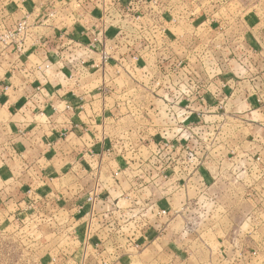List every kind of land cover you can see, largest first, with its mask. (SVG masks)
I'll return each instance as SVG.
<instances>
[{"label":"crops","instance_id":"obj_1","mask_svg":"<svg viewBox=\"0 0 264 264\" xmlns=\"http://www.w3.org/2000/svg\"><path fill=\"white\" fill-rule=\"evenodd\" d=\"M40 1L0 0V28L12 26L25 15H36ZM48 1L55 12L50 23L33 25L21 52L7 47L0 53V226L16 230L24 211L33 210L38 224L43 219L65 218L74 224L70 228L64 226V231L78 234L81 239L89 227L92 233L102 235L104 246L108 243L113 247L105 236L111 235L114 241V237L121 235L117 228L121 220L117 216L123 210L109 211L115 216L110 227L93 229L95 216L105 214L93 210L90 213L88 198L95 190L96 203L103 193L121 189L112 197V204H126L127 217L133 222L137 217L149 218V225L134 229V241H144L140 253L149 250L148 254L153 251L159 257L162 255L158 264H230V260L218 256L225 251V237L214 234L222 233L216 225L230 216L227 204H239L240 209L249 203L244 180L239 178L235 185L228 180L236 171L242 177L237 165L244 163L240 158L231 168L232 155L241 153L237 140H242L239 133L233 132V124L248 131L264 124L263 102L259 105L255 98H250L255 89L264 94L260 73L263 68L252 66L247 60L238 70L233 69L231 63L237 62L232 48L237 41L217 40L206 33L203 22L191 18L192 7L185 0H177L161 8L177 13L175 22L169 21L166 14L160 16L171 39L164 47L153 48L136 40V28L121 21L105 32V46L112 57L105 71L76 70L66 58L86 56L88 61L99 62V34H94L97 31L93 29L99 24V12L89 8L78 10L77 0ZM88 12L90 15L83 20H75L78 13ZM94 38L98 40L94 48H85L84 44ZM127 45L139 48L137 65L126 61L131 55ZM60 55L64 56L62 62ZM173 59L182 61L183 71H191L208 83L203 103L195 98L188 105L180 104L174 99L177 93L170 82L159 87L151 84L152 76L167 79L164 74ZM221 78L225 83H218ZM103 82L109 87L106 96L98 90ZM232 90L238 97L222 94ZM218 103L222 104L221 109L216 107ZM202 105H207L209 111L197 120L195 114ZM253 116L261 122L253 123ZM249 124L253 126L249 128ZM165 141L172 145L165 147ZM187 150L199 158L196 165L187 163ZM136 167L147 172V184L134 191L133 181L120 176ZM155 172L159 178L154 177ZM200 174L205 183H201ZM200 185H204L203 189ZM258 186L257 182L252 187ZM188 187L196 190L191 197L184 194ZM204 189L213 193L205 194ZM202 199L209 204H226L225 210L210 215L216 225L208 227V233L213 234L217 246L204 242L195 233L176 228L182 218V204ZM31 204L34 209H30ZM136 205H145L146 209L140 213ZM163 209L165 216L160 215ZM245 214H238L237 219L242 221ZM192 236L196 238L191 239ZM89 244L95 247L91 240L79 245V249L84 248L79 262L100 264L87 252ZM201 247L209 253L207 258L199 255ZM70 248L79 251L75 246ZM127 255L131 264L136 255L133 251ZM121 263L127 264L122 260L115 264ZM148 264H157V257Z\"/></svg>","mask_w":264,"mask_h":264},{"label":"rangeland","instance_id":"obj_2","mask_svg":"<svg viewBox=\"0 0 264 264\" xmlns=\"http://www.w3.org/2000/svg\"><path fill=\"white\" fill-rule=\"evenodd\" d=\"M185 1L192 7L191 12L193 14L191 18H194V22H203V25L208 29L206 33H209V35H212L217 40L227 42L232 40L237 41V46L235 45L234 48H232L235 54L233 59L237 62V64L231 63L233 69L237 67L236 70H238V67L240 65L243 66L248 60V64L263 68L260 73H263L264 78V0ZM172 2H177V0H172ZM161 13H168L170 19H175L177 15L175 11ZM245 55H248L247 59ZM206 61L207 60H205V65L208 66V62ZM215 66L217 68V65ZM236 79H238L237 76ZM222 82L224 81H222L221 78L218 83L221 84ZM251 93L253 94L254 92ZM222 94H228V96L232 95L233 98L236 96L238 97L237 93L234 95V90L230 93H226V91L224 93L223 91ZM250 98H255L259 105H261L262 102L264 104L263 91H257L255 89V94ZM252 118L254 120L253 123L255 121L261 122V120L257 119L255 116ZM248 126L250 128V126L253 125L249 124ZM252 128L248 131L241 126L233 124V132L239 133L242 136L241 143L240 140H237V145H239L237 148H241V153L237 151L238 153L235 155L234 162H237L239 159L238 155H240L242 159L245 158L247 167L246 170L242 171V177L239 176V171H236L232 173L228 179L232 181L234 185L237 184L239 178L244 180L247 185L246 194L249 197V203L246 205L247 207L244 205L240 210L239 204H227L230 208L229 211H231L230 216L221 222L217 220L219 223L216 225L213 217L211 218L210 215H212L214 211L220 212L225 210L223 206L226 204H209L208 201L203 199L198 203L185 202L180 208L182 218L177 221L178 225H176L177 229L182 228L183 231L188 234L195 233L197 236L199 235V239L207 243L216 244V246L218 242H215L213 234L208 233V227L211 228L212 225L220 226L222 233L214 235H216V237L224 236L226 241H224L225 251L219 252L217 250V252H219L218 256L230 260V264H264V124H257V127L253 126ZM234 141L232 144L233 149L235 147ZM256 157L259 159L256 160ZM146 173L147 172L143 169L136 167L135 169L125 172L120 178L133 181L132 183L135 185L134 191L138 189L142 190L144 185L147 184L144 181L146 180ZM150 175L153 174L151 173ZM154 177L159 178V175L155 172ZM188 177H190V175ZM201 177V183H205V177L202 175ZM257 182L259 186L254 189L252 186ZM123 185L126 186V184ZM203 186L204 185H200V189H203ZM126 188L127 187L123 189L126 190ZM146 189H149V187ZM120 191L121 189H115L114 192L110 191L103 193L104 196L99 198V202L95 203L98 193L92 190V200L89 201L90 205L87 207L90 213L93 210L94 212L99 211V214H105V216H95L91 224L93 229L94 227H106V225L110 227V220L115 216L109 213V211L118 208L123 210L119 213V216H117L119 220H121L117 226L120 230L118 232H120L121 235H119L118 239L117 236L114 237V241L110 239L111 235L105 236L106 239H109L108 241L113 242L114 246H118V249L113 248L108 243L104 246L101 242L102 235L99 236L98 234H94L95 232L92 233L90 229L89 234L87 233L88 230L85 236H83L82 233L81 239L78 234H70V231H64V226L70 228L74 224V222H72L73 224H69V220L65 218L43 219L39 220L38 224L35 220L37 215H34V211L26 210L21 220L18 221L16 230H8L0 226V264H81L78 258L82 257L84 248H79L82 242L86 243L88 240H91V242L93 241L95 250L92 245H90L92 243H90L89 246H87V248L89 247L87 252H91V256H94L96 260L98 259L97 262L101 261L100 257H106L107 255L111 256V254H113L112 257L114 259L122 260V262L128 264L129 259L127 252L133 251L136 256H132L130 260L131 264H148L152 262V259L155 260L156 257L158 264L160 257H163L162 255L159 257L157 254L155 255L152 253L153 251L148 254L149 250L140 253L143 250V240L138 242L139 247L136 249H128L127 242H136L134 241V237L135 234L137 236V233L134 229H138L140 225H149L147 222L149 218L142 216L140 219L137 217L136 222L129 220L126 212L127 207H124L126 204L121 203L118 207L112 204L111 201L112 197L119 194ZM149 191L151 194H154L153 189ZM194 191L196 190L192 187H188L184 189V194H188L191 197ZM204 192L205 194L213 193L211 190L208 191L207 189H204ZM136 208L140 213L144 212V209H146L145 205H136ZM243 212L246 213L245 218L240 221L237 219V215L242 214L241 217H244ZM139 215L140 214H136V216ZM163 220L167 222L164 218ZM101 224H103V226ZM139 237L140 236H138V238ZM194 237L196 238V236H192L191 239ZM70 246H75L79 251H73ZM201 249H198L200 252L199 255L202 258H207L209 253L202 247ZM103 251L105 252L103 253ZM73 256L75 257L73 258ZM87 256L90 257L89 253ZM87 264L92 263L87 262Z\"/></svg>","mask_w":264,"mask_h":264},{"label":"built area","instance_id":"obj_3","mask_svg":"<svg viewBox=\"0 0 264 264\" xmlns=\"http://www.w3.org/2000/svg\"><path fill=\"white\" fill-rule=\"evenodd\" d=\"M40 2L41 3H39L38 5V11L36 15H33L31 17L25 15L16 20L12 24V26L8 28H0V53L5 52L7 47H12L13 50L21 52L24 49L25 43L29 38L30 28L33 25L50 23V20L53 18L55 12L49 7L48 0H41ZM168 2L173 3L172 0H77L78 10H80V8L81 10H86L89 8L97 9L99 12L98 16L96 17L99 24H97L96 26L94 25L93 29L97 31L94 34H99L100 48L98 52L100 59L99 62H92L88 61L89 59H87L86 56L76 57L72 55L68 59L66 58V60L69 62L71 67L76 70L85 71L90 70V68H96L97 70L100 69L104 72L106 67L109 65L110 59H112L110 52L106 49L105 46L106 41L108 40L105 32L109 27H113L114 25L116 26L121 21H125L132 27L136 28L137 33L133 32L134 35H136V40L143 41L147 46L152 45L153 48L158 45H162L164 47L165 43H169L171 39L167 36V28L164 23L160 20V16L166 14L169 21L171 20V22H175V19L169 18L168 13H161L165 11L161 8L165 6ZM168 11L175 10L169 8ZM87 15H90V12H88V14L78 13L75 17V20H83ZM173 35L175 36V34ZM95 41L98 40L94 38V40L84 44L85 48H94ZM127 47V52L129 54L131 53V55L130 57L125 58L127 59L126 61H128V64L131 63L133 65H137L140 56L138 50L139 48L135 47L134 45H127ZM59 60L62 62L64 60V56L60 55ZM181 63L182 61L179 62L178 60L173 59V61L170 63L171 68L168 72L164 74L167 79L165 78L163 80V78L160 79L155 76H152V78L150 79L151 84L155 87H159L161 83L169 84L170 82L173 91L175 92V94L177 93V98L174 99L179 101L180 104L186 103V105H188L189 103L187 102L190 99L192 100L195 98L201 103H203L204 100H206L205 95L207 96L206 92L208 83L204 82L198 77H195L191 71H183ZM45 67L48 68L49 66L46 65ZM98 90L102 96H106L108 95L109 87L105 82H103L99 85ZM212 99L215 100L214 98ZM216 107L218 109H221L222 104L218 103ZM208 111L209 107L207 105H202L199 112H196L195 118L197 120H202L203 115ZM180 123H182V121H180ZM217 130L218 128L217 126H215V131ZM188 138L189 136H187L185 140H187ZM171 145L172 143L170 141L169 143L168 141L164 142L165 147ZM184 148L188 149V146H186L185 144ZM238 157L239 159H242L240 155H238ZM186 158L187 163L190 165H196L197 161H199V158H197L193 151L190 150H187ZM258 159L259 158L256 157V160ZM242 160H244V163L241 165H237L236 162H234L235 156L233 155L231 161L233 165L231 166V168L234 169V167L237 165L241 171L246 170L247 163L245 162V158H243ZM201 165L202 164H197V167H200ZM160 173L161 172H159V174ZM162 175V177H165L164 173ZM201 179L202 177L200 178V180ZM90 200H92L91 195L88 198V201ZM29 207L30 209H34V206L32 204L29 205ZM160 215L165 216L166 211L164 209L161 210ZM87 233H90L89 227ZM113 247L118 249V246ZM127 247L136 249L137 247H139V243L133 241L127 242ZM100 258V264H115L117 262L116 259H111L107 256H102Z\"/></svg>","mask_w":264,"mask_h":264}]
</instances>
